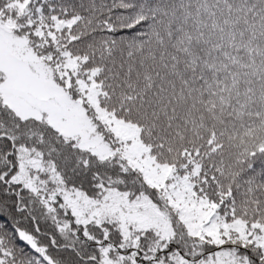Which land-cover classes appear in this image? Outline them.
<instances>
[{
  "label": "snow or ice",
  "instance_id": "snow-or-ice-1",
  "mask_svg": "<svg viewBox=\"0 0 264 264\" xmlns=\"http://www.w3.org/2000/svg\"><path fill=\"white\" fill-rule=\"evenodd\" d=\"M0 264H264V0H0Z\"/></svg>",
  "mask_w": 264,
  "mask_h": 264
}]
</instances>
